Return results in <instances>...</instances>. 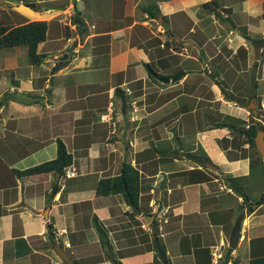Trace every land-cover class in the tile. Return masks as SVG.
Returning <instances> with one entry per match:
<instances>
[{"label": "crops", "instance_id": "1", "mask_svg": "<svg viewBox=\"0 0 264 264\" xmlns=\"http://www.w3.org/2000/svg\"><path fill=\"white\" fill-rule=\"evenodd\" d=\"M55 1L40 13L17 4L19 25L48 24L43 61L22 63L19 47L0 57V264H154L155 241L167 264L264 254V200L257 206L229 182L242 180L234 189L243 192L252 168L264 172L230 130L240 121L264 130V0ZM57 141L72 158L63 174H15L55 159ZM123 164L138 171L140 215L121 194L95 192ZM235 218L240 235L228 251Z\"/></svg>", "mask_w": 264, "mask_h": 264}, {"label": "trees", "instance_id": "2", "mask_svg": "<svg viewBox=\"0 0 264 264\" xmlns=\"http://www.w3.org/2000/svg\"><path fill=\"white\" fill-rule=\"evenodd\" d=\"M202 8L205 10H210L211 5L209 3H205L202 5ZM70 23L81 27V32L83 31V24L78 17V12H75L73 17L70 20ZM48 30V24L45 21H32L25 24H21L15 27L8 26H0V48H13V47H24L26 51L27 61L30 65L37 66L39 65L45 55L37 52V47L40 43L44 42L46 39V32ZM147 71V75L150 79L155 80L158 78V74L149 64L144 65ZM226 95V94H225ZM227 96V95H226ZM237 122V121H236ZM224 124H214L213 128L218 129L221 128ZM245 125L242 121L238 126ZM237 126V125H236ZM235 125H230V130L233 133H239L244 136L245 141L249 144V147L252 149L254 156L256 158H260L257 154L254 146V136L258 129H262L260 124L257 121H249L247 124L246 130L238 129ZM244 127V126H243ZM241 128V127H239ZM264 131V130H263ZM194 160H198V158L194 155L192 156ZM252 163V159H250ZM72 163L71 156L67 153L63 143L61 141H57V150L55 159L42 163L40 165L29 168L25 171H16L15 174L18 176H31L36 174H44L49 172H54L57 174H63L64 170L69 167ZM231 188L238 193L239 190L234 189V180H229ZM230 188V189H231ZM95 192L100 196H108L121 194L124 200L133 204L137 207V200L139 194V174L136 169H134L129 164H123L121 173L117 177L102 179L97 182L95 186ZM261 198L256 205L259 206L261 204ZM249 207V205H248ZM97 234L100 240V243L107 246V242L105 239V235L101 228L97 227ZM254 243L256 240H251ZM264 241V239H263ZM159 249L164 256V250L160 247ZM157 250V248H156ZM228 251H231L228 248ZM154 264H162L158 253L155 254ZM248 264H264V254L259 256H253Z\"/></svg>", "mask_w": 264, "mask_h": 264}, {"label": "rangeland", "instance_id": "3", "mask_svg": "<svg viewBox=\"0 0 264 264\" xmlns=\"http://www.w3.org/2000/svg\"><path fill=\"white\" fill-rule=\"evenodd\" d=\"M15 1H27L28 3H31L33 5V7H36L38 12L41 11L39 10L40 8H48V7H53L57 5V2L55 0H42L43 2H41L42 4L36 3V0H15ZM66 2H68V0H66ZM20 5V4H19ZM19 5H17L16 3H13L11 1L8 0H0V26H10V27H15L17 25L20 24V20H18V16H20L21 12L23 11V8L20 7ZM29 5V4H28ZM77 9H81L80 7V3H77ZM40 13V12H39ZM206 13V12H205ZM209 13H206V23H209V19H208V15ZM64 15V14H61ZM60 15V16H61ZM165 20H167V17H164ZM177 28V27H175ZM187 28L185 26H182L181 29H177L175 31V34H178V36L181 35V33H179L180 31H186ZM190 38H192V36H189ZM21 48V50L24 52L22 54V57L20 58V61H22V63L26 64L27 63V57H26V51L24 47H19ZM16 50L15 47L13 48H0V57H2L5 54H9V52ZM42 51V50H40ZM254 72L253 67L251 68V73L250 75L252 76V73ZM177 76H175L174 78H176ZM150 92L151 89H147L146 92ZM2 105V103L0 102V106ZM170 108V107H169ZM239 123V121H238ZM234 124V123H233ZM235 125V124H234ZM240 127V126H238ZM247 180V188H240L243 190V192L241 190H239L238 193H245L250 199H256V201L260 200L261 198L264 200V195L259 199V192L261 190V188L264 186V172L260 171L257 168H252L251 169V175L249 178L246 179ZM242 180H238L234 182V187H239L242 185ZM262 200V201H263ZM248 209V207H247ZM237 219L235 218L234 222ZM227 232V231H226Z\"/></svg>", "mask_w": 264, "mask_h": 264}, {"label": "water", "instance_id": "4", "mask_svg": "<svg viewBox=\"0 0 264 264\" xmlns=\"http://www.w3.org/2000/svg\"><path fill=\"white\" fill-rule=\"evenodd\" d=\"M8 1H11L13 3L19 4V1H15V0H8ZM230 28L232 29L231 26H230ZM78 29H80V27H78ZM252 46H253V50H254V67H255L256 66L257 59L259 57L261 45H259L255 41H253L252 42ZM62 59H65V56ZM253 70H255V69H253ZM165 81L168 82L167 80H165ZM228 99L231 100L238 107L245 108V109H249V106H247V104L244 103V102H240V101L231 99L229 97H228ZM253 141H254V146H255V150H256L257 154L260 156V158L262 160H264V131L261 130V129H258L257 132H256V135L254 136ZM201 165L204 168H206V169H208L210 171L217 172V174L220 177H222V178L224 177V175L221 172L217 171L216 167L213 166L212 164H209V163H201ZM130 207L133 210L134 214L140 215V212L137 209V207H135L133 204H130ZM253 207H255V206H249V210L253 209ZM141 218L147 224H149V226L151 228L152 234L155 235L156 222L153 219V217L151 215L143 214V215H141ZM240 224H241V220L240 219H237L235 221V224H234V226H233V228L231 230L230 236H229L228 245H229V248L232 249V250L235 249V247L237 245V242H238V239H239ZM155 244H156L157 253H158V256H159V259H160L161 263L162 264H167V261L165 260V257L162 255L161 251L159 250L156 241H155ZM61 260L65 261V262H68V260H67L66 257H61Z\"/></svg>", "mask_w": 264, "mask_h": 264}, {"label": "built area", "instance_id": "5", "mask_svg": "<svg viewBox=\"0 0 264 264\" xmlns=\"http://www.w3.org/2000/svg\"><path fill=\"white\" fill-rule=\"evenodd\" d=\"M111 111H112V108L110 109V112H111ZM66 175H67V176H70L71 174H69V173H66Z\"/></svg>", "mask_w": 264, "mask_h": 264}, {"label": "clouds", "instance_id": "6", "mask_svg": "<svg viewBox=\"0 0 264 264\" xmlns=\"http://www.w3.org/2000/svg\"><path fill=\"white\" fill-rule=\"evenodd\" d=\"M128 92V91H127ZM240 235V234H239Z\"/></svg>", "mask_w": 264, "mask_h": 264}, {"label": "flooded vegetation", "instance_id": "7", "mask_svg": "<svg viewBox=\"0 0 264 264\" xmlns=\"http://www.w3.org/2000/svg\"><path fill=\"white\" fill-rule=\"evenodd\" d=\"M232 99V98H231Z\"/></svg>", "mask_w": 264, "mask_h": 264}]
</instances>
